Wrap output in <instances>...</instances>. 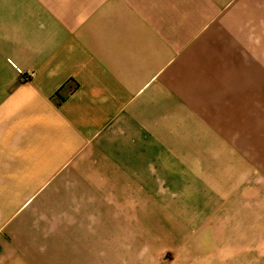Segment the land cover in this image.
<instances>
[{"label":"crops","instance_id":"crops-1","mask_svg":"<svg viewBox=\"0 0 264 264\" xmlns=\"http://www.w3.org/2000/svg\"><path fill=\"white\" fill-rule=\"evenodd\" d=\"M207 242L264 260V0H0V264Z\"/></svg>","mask_w":264,"mask_h":264},{"label":"rangeland","instance_id":"rangeland-1","mask_svg":"<svg viewBox=\"0 0 264 264\" xmlns=\"http://www.w3.org/2000/svg\"><path fill=\"white\" fill-rule=\"evenodd\" d=\"M204 247V252L196 255L187 264H264V260L259 258V244H253V257L251 258L245 257V251L240 249L244 247L243 242L237 244L236 253L234 250H230V243L207 242ZM177 249L170 246H158L154 252L155 257L154 254L152 257L157 264H175L179 255V252L175 253Z\"/></svg>","mask_w":264,"mask_h":264},{"label":"trees","instance_id":"trees-1","mask_svg":"<svg viewBox=\"0 0 264 264\" xmlns=\"http://www.w3.org/2000/svg\"><path fill=\"white\" fill-rule=\"evenodd\" d=\"M31 80V78L29 76H23L22 77V82H29Z\"/></svg>","mask_w":264,"mask_h":264}]
</instances>
